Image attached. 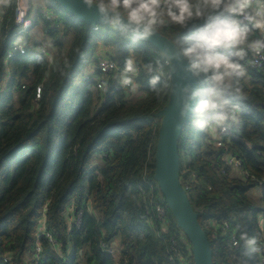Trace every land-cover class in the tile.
<instances>
[{
  "label": "trees",
  "instance_id": "16d2710c",
  "mask_svg": "<svg viewBox=\"0 0 264 264\" xmlns=\"http://www.w3.org/2000/svg\"><path fill=\"white\" fill-rule=\"evenodd\" d=\"M45 9L55 15L53 26L35 10L31 24L19 31L9 9L0 29V264H24L32 255L44 207L59 252L41 236L39 264H170L167 238L145 219L137 196L145 174L154 180L160 123L155 112L168 96L157 97L143 72L136 78L137 95L110 83L100 89L92 77L77 79L100 44L112 47L120 66L129 55L143 63L152 46L120 42L56 0ZM42 33L57 50L51 60L31 52ZM21 37L29 50L5 61ZM241 87L239 123L221 135L223 146L190 123L178 138L180 176L209 239L213 264H261L264 254V63L248 66ZM226 152L241 160L247 178L224 163ZM257 185L259 199L248 193ZM70 202L83 212L79 227L69 229L64 210ZM222 220L237 240L242 233L255 237L259 251L248 254L243 241L234 246L220 236L213 223ZM102 240L118 242V262L102 249Z\"/></svg>",
  "mask_w": 264,
  "mask_h": 264
},
{
  "label": "clouds",
  "instance_id": "9594fccd",
  "mask_svg": "<svg viewBox=\"0 0 264 264\" xmlns=\"http://www.w3.org/2000/svg\"><path fill=\"white\" fill-rule=\"evenodd\" d=\"M49 0H0V12L15 9L17 25L43 10ZM95 21L118 41L149 44L143 63L125 57L121 87L136 92L138 75L147 77L157 97L171 96L178 127L190 123L205 134H223L239 123L241 83L248 66L264 60V0H79ZM195 25L190 31V26ZM23 37L17 40L21 43ZM42 53L57 56L52 41L36 39ZM154 50V52H153ZM179 69V71H178ZM182 83L177 86V77ZM195 81V83H193ZM256 253L257 239L242 233L235 246Z\"/></svg>",
  "mask_w": 264,
  "mask_h": 264
},
{
  "label": "built area",
  "instance_id": "2783aa9c",
  "mask_svg": "<svg viewBox=\"0 0 264 264\" xmlns=\"http://www.w3.org/2000/svg\"><path fill=\"white\" fill-rule=\"evenodd\" d=\"M13 12V21L14 24L17 25L16 19H15V9L10 8ZM9 10V9H7ZM7 10L0 12V29L3 25L4 21V15L7 12ZM44 17L51 22V26L54 25L55 15L53 12L43 8V10H39ZM30 20V24L32 22L31 16L28 17ZM29 24V25H30ZM28 25V26H29ZM18 30L23 31L27 27H21L19 25ZM93 29L97 30L100 28L98 24H92L91 25ZM17 40H14L11 44L10 49L6 53L5 61H8L15 53L20 52L24 53L28 51V47L21 41L20 44H17ZM103 48V52L100 51V48ZM35 51V52H34ZM31 52L39 53L44 58L48 59L47 56H45L40 48V45L37 44L33 45L31 48ZM7 63V62H6ZM264 63V60H260L259 63L252 65L253 67H261ZM91 67L93 68L88 75H85V78L92 77L96 81V86L100 89H102L104 86L110 85L114 87L115 89H125L120 86L118 82V74L120 69L123 66H120L112 57V47L105 46L103 44H100L98 48L96 49L94 53V58L91 63ZM24 87V85H22ZM40 86L38 85L36 87V94L35 99L39 98L40 94ZM212 137V141L216 143L217 146H223V140L221 135L216 134H210ZM222 160L226 165H229L233 169L234 175H237L242 178H247L249 176L248 172L244 169L242 166V162L240 159L235 157L229 152H226L222 155ZM191 176H195L192 174ZM143 183L138 186L137 189V196L139 201L142 204L143 208V216L145 219L152 223L156 224L159 228H157V235L164 239V237L167 238V258L170 262V264H190L193 262L192 257V250H191V244L189 239L187 238L185 232L178 227V225L175 222L174 217L172 216L170 209L161 193V190L159 189V186L154 179L153 181H150L146 178V174L143 177ZM182 185L185 190L188 188V184L183 181L181 178ZM90 202L87 201L86 208H90ZM83 207H80L78 209H75L74 203L70 202L66 209L64 210V217L67 222L68 228L70 229L72 226L79 227L81 223V217H82ZM213 225L218 229L219 235L222 237H230L232 241V245H234V241H237L235 230H231L229 226V222L227 220H222L218 223H213ZM36 239H35V246L34 250L31 256H29L24 264H39L40 258H41V251L42 247L39 242L40 237L44 236L47 238L48 242L51 244V246L54 247L59 252V244L58 241L52 236V233L50 230L47 229L46 226V220H45V207L43 209L42 216L40 217L39 223H38V229L36 233ZM100 246L103 250L108 252L110 255L114 257V260L118 262L120 254H119V247L116 245L115 242H106L102 240L100 242ZM235 246V245H234ZM260 263L264 264V254H260L259 256ZM4 260H7V257H4ZM117 264V263H116Z\"/></svg>",
  "mask_w": 264,
  "mask_h": 264
},
{
  "label": "water",
  "instance_id": "95a60500",
  "mask_svg": "<svg viewBox=\"0 0 264 264\" xmlns=\"http://www.w3.org/2000/svg\"><path fill=\"white\" fill-rule=\"evenodd\" d=\"M56 1L62 8L84 21L86 25L97 24L94 13L87 11L79 0ZM181 83L178 75L177 86L179 87ZM175 115V101L168 96L166 104L155 112V116L160 118V123L154 153L153 178L176 224L190 241L193 264H213L210 242L199 222V213L193 209L180 179L178 138L184 126H177Z\"/></svg>",
  "mask_w": 264,
  "mask_h": 264
},
{
  "label": "rangeland",
  "instance_id": "374dc122",
  "mask_svg": "<svg viewBox=\"0 0 264 264\" xmlns=\"http://www.w3.org/2000/svg\"><path fill=\"white\" fill-rule=\"evenodd\" d=\"M38 29L42 30L41 29V26L38 27ZM35 32L33 33L32 32V35L34 36ZM38 33H36L37 35ZM38 38H42V40L46 39L48 40V38H46V36L42 33L41 36H36ZM90 64V63H89ZM89 64L86 65L85 69L82 71V73L80 74V76L77 78L79 81H81L82 79H84L85 75H88L91 71L89 70H92L93 68L91 67V69H89ZM131 94L133 93V95H137L138 92H130ZM210 134H208V137H209ZM253 198L255 199H259L260 198V195H261V186L260 185H257L253 188H251L248 192ZM116 245L118 246V242L116 243Z\"/></svg>",
  "mask_w": 264,
  "mask_h": 264
},
{
  "label": "crops",
  "instance_id": "0c3cea01",
  "mask_svg": "<svg viewBox=\"0 0 264 264\" xmlns=\"http://www.w3.org/2000/svg\"><path fill=\"white\" fill-rule=\"evenodd\" d=\"M100 51H102V52H103V48H102V47L100 48ZM90 66H91V65H90ZM90 66H89V67H90Z\"/></svg>",
  "mask_w": 264,
  "mask_h": 264
}]
</instances>
